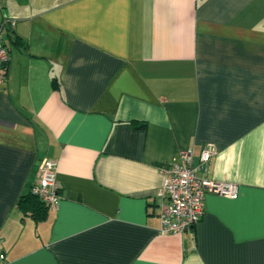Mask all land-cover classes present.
Masks as SVG:
<instances>
[{"label": "crops", "instance_id": "1", "mask_svg": "<svg viewBox=\"0 0 264 264\" xmlns=\"http://www.w3.org/2000/svg\"><path fill=\"white\" fill-rule=\"evenodd\" d=\"M0 29L4 264H264V0H0ZM183 151L238 195L160 233ZM42 158L61 199L36 216Z\"/></svg>", "mask_w": 264, "mask_h": 264}, {"label": "built area", "instance_id": "2", "mask_svg": "<svg viewBox=\"0 0 264 264\" xmlns=\"http://www.w3.org/2000/svg\"><path fill=\"white\" fill-rule=\"evenodd\" d=\"M8 61L9 54L3 44L0 29V85L6 82V73L1 71V68L5 67ZM215 153V145L206 143L200 152V163L206 164ZM56 166V161L42 158L36 167V179L30 189L33 195L52 209L57 208L61 199L60 186L55 176ZM164 171V181L155 193L159 208L160 233L183 232L195 225L203 214L206 193L227 198L238 195L237 184L209 179L198 174L190 151L181 152L179 160L173 159ZM5 260V252L0 248V264H4Z\"/></svg>", "mask_w": 264, "mask_h": 264}, {"label": "trees", "instance_id": "3", "mask_svg": "<svg viewBox=\"0 0 264 264\" xmlns=\"http://www.w3.org/2000/svg\"><path fill=\"white\" fill-rule=\"evenodd\" d=\"M21 202H27L29 205V202L31 205L35 206L33 215L39 213L42 214V210L44 211L48 206L42 202L37 196L33 195L31 192H29L27 195L20 198ZM25 206L23 208L27 207L28 205L24 203ZM37 216V215H36Z\"/></svg>", "mask_w": 264, "mask_h": 264}]
</instances>
